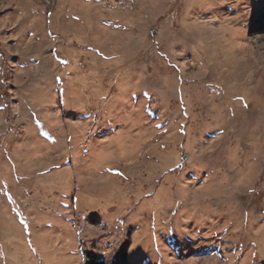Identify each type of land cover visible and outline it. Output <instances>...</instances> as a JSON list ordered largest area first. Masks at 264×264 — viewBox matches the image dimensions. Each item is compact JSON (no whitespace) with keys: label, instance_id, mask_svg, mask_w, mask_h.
I'll list each match as a JSON object with an SVG mask.
<instances>
[{"label":"rangeland","instance_id":"rangeland-1","mask_svg":"<svg viewBox=\"0 0 264 264\" xmlns=\"http://www.w3.org/2000/svg\"><path fill=\"white\" fill-rule=\"evenodd\" d=\"M88 255L264 264V0H0V264Z\"/></svg>","mask_w":264,"mask_h":264},{"label":"trees","instance_id":"trees-1","mask_svg":"<svg viewBox=\"0 0 264 264\" xmlns=\"http://www.w3.org/2000/svg\"><path fill=\"white\" fill-rule=\"evenodd\" d=\"M88 256H89L90 263H86V264H105L103 261L97 259L96 257H93L91 255H88Z\"/></svg>","mask_w":264,"mask_h":264},{"label":"water","instance_id":"water-1","mask_svg":"<svg viewBox=\"0 0 264 264\" xmlns=\"http://www.w3.org/2000/svg\"><path fill=\"white\" fill-rule=\"evenodd\" d=\"M151 35H154V32H151Z\"/></svg>","mask_w":264,"mask_h":264}]
</instances>
